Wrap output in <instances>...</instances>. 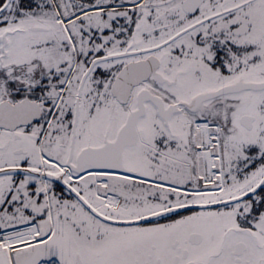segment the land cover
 <instances>
[{
  "label": "snow or ice",
  "instance_id": "obj_1",
  "mask_svg": "<svg viewBox=\"0 0 264 264\" xmlns=\"http://www.w3.org/2000/svg\"><path fill=\"white\" fill-rule=\"evenodd\" d=\"M0 264H264V0H0Z\"/></svg>",
  "mask_w": 264,
  "mask_h": 264
}]
</instances>
